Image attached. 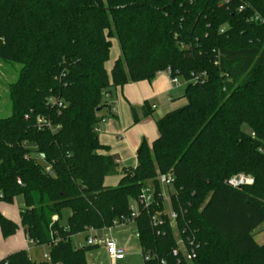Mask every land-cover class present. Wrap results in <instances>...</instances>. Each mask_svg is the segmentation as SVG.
Wrapping results in <instances>:
<instances>
[{"label":"trees","instance_id":"16d2710c","mask_svg":"<svg viewBox=\"0 0 264 264\" xmlns=\"http://www.w3.org/2000/svg\"><path fill=\"white\" fill-rule=\"evenodd\" d=\"M255 15L264 20V0H0V63L19 67L7 86L11 114L0 118V203L22 198L26 238L49 247L40 264H87L94 247L71 238L129 222L143 264H178L179 239L194 255L179 264H264L254 241L264 224V24ZM111 40L119 56L108 77ZM165 71L183 79L185 104L156 120L136 167L118 171L98 154V125L113 117L102 110L116 88ZM118 173L115 188L103 186ZM161 175L172 178L177 237ZM238 175L252 185H226ZM16 230L0 213L2 238ZM0 264L35 263L19 251Z\"/></svg>","mask_w":264,"mask_h":264},{"label":"crops","instance_id":"0c3cea01","mask_svg":"<svg viewBox=\"0 0 264 264\" xmlns=\"http://www.w3.org/2000/svg\"><path fill=\"white\" fill-rule=\"evenodd\" d=\"M110 43L111 47L109 51V58L104 65L108 77H110V71L113 67L114 62L119 56L117 42L115 40H111ZM176 81L177 84L173 85L170 82V75L167 71H165L158 73L156 77L150 82L144 81L130 83L124 85L123 87L116 88L114 91H112L110 95V101L113 106L110 110L103 109L101 114L105 115L111 113L113 117L105 119L104 122L98 125L97 129L98 143L102 147L106 148V151H100L98 152V154L102 156H110L116 163L118 171L122 169H134L136 167V151L139 148L140 144L142 142H145L148 146H150L158 137V131L155 125L156 120L161 118L165 114L183 106L181 98H183L184 95L185 83L183 82L182 86H180L179 81L177 79ZM178 96H180L181 98ZM177 97L179 99L174 103L173 101ZM131 108L135 109L136 115L139 118V121L137 123H134L133 121ZM149 110L152 111L151 115L144 118L143 112ZM121 177V173L108 176L103 180V186L106 188H115L118 185ZM0 213L6 219H8L7 215L3 214L1 211ZM10 219L11 218H9L8 220ZM94 232L97 231L90 230L85 232L84 234ZM17 233L6 239H2L0 233V260L15 252H27L29 250L28 246H33L34 249L40 248L38 246H35L26 238V235L22 228V234L25 239V243L28 245L27 248H25L24 243L22 244L20 241L21 234L19 233V231ZM116 245L117 247H119L117 243ZM46 247L49 251V247ZM104 253L111 263L121 262L124 260L113 261L107 256L105 249ZM47 256L48 253L46 255V261Z\"/></svg>","mask_w":264,"mask_h":264},{"label":"rangeland","instance_id":"374dc122","mask_svg":"<svg viewBox=\"0 0 264 264\" xmlns=\"http://www.w3.org/2000/svg\"><path fill=\"white\" fill-rule=\"evenodd\" d=\"M19 70L18 66L4 65L0 63V118H7L11 114L10 103L8 99V85L15 81L17 72ZM179 81L180 86H182L183 79L181 77L176 78ZM179 89V88H178ZM182 96V95H181ZM180 97V96H178ZM175 98L174 103L179 99ZM181 98V97H180ZM182 99V104H185V100ZM178 104V103H177ZM181 106V105H178ZM243 130L248 133V128L244 127ZM161 195L163 197V204L165 207V214L170 215L169 206V196L173 194V188L171 185L160 184ZM24 208L23 201L21 197L14 199L12 204L0 203V211L7 215L8 219L17 225V233L21 234V243H24L25 248L27 244L22 234V226L19 221V212ZM69 212L68 210L62 211V218L60 224L65 227L67 224ZM173 230L175 229L174 223H172ZM84 234V233H83ZM18 235V233H17ZM174 235L177 237V233L174 230ZM95 239L94 248L89 249L86 252L85 260L87 264H143V257L141 253V248L139 245L138 238L135 232V225L132 222L114 226L110 229H105L103 231H97L94 233H88L84 235H77L71 238L72 246L75 248H81L80 246H86V239ZM113 239L119 247L125 251L124 260L121 262L111 263L110 260L105 256L104 247L101 244V239ZM3 239V238H2ZM254 241L257 245L264 244V224L261 225L254 232ZM80 244V245H79ZM28 251L26 252L28 257L32 262L35 261L36 264L43 263L46 261V255L49 252L46 246H40L38 249H34L33 246H28ZM179 249L183 250V246L179 244Z\"/></svg>","mask_w":264,"mask_h":264},{"label":"built area","instance_id":"2783aa9c","mask_svg":"<svg viewBox=\"0 0 264 264\" xmlns=\"http://www.w3.org/2000/svg\"><path fill=\"white\" fill-rule=\"evenodd\" d=\"M230 1L231 0H222V4H228ZM239 10L240 11L243 10V7H240ZM254 20L259 21L260 23L264 24V20H261L258 15L254 16ZM167 72L169 74V71H167ZM170 82L173 85L177 84L176 78L170 77ZM152 108H154V107H152ZM37 122L40 123L41 120H38ZM158 182L160 184L171 185L172 178L169 175L168 176L161 175L158 177ZM252 183H253V180L251 179V177H246L243 175H238V176L232 177L226 181V185L231 187V188H234V189L239 188L241 186H245V185L249 186V185H252ZM141 197H142V203L144 204V206L149 205V203L151 202L150 192L148 190H144L142 192ZM135 215H136V212L134 209H132L131 217L134 218ZM157 217L158 216L155 217V221H157V219H158ZM168 217L171 220V223H173L174 219H175V215L170 212V215ZM95 241H96L95 239H87L86 245L87 246H94ZM101 244L103 245L107 256L110 259H112L113 261H121L124 259L125 251L123 249L117 247L115 241H113L111 239H105V240L101 239ZM179 244L183 246L184 251L179 249ZM190 246H192V243H190ZM172 256L176 258V262L178 264L181 263L182 261H191V259L194 257L192 249H191V251H187L185 244L180 239L177 241L176 247L172 250ZM161 264H163V262H161Z\"/></svg>","mask_w":264,"mask_h":264},{"label":"water","instance_id":"95a60500","mask_svg":"<svg viewBox=\"0 0 264 264\" xmlns=\"http://www.w3.org/2000/svg\"><path fill=\"white\" fill-rule=\"evenodd\" d=\"M101 111V109L99 108V109H97V112H100Z\"/></svg>","mask_w":264,"mask_h":264}]
</instances>
